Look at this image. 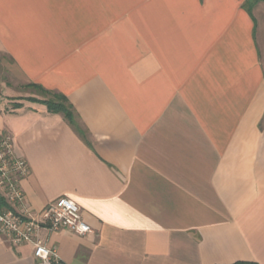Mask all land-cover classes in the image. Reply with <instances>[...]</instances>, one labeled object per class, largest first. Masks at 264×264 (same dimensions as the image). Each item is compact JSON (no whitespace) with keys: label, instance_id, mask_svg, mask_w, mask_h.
Here are the masks:
<instances>
[{"label":"crops","instance_id":"1","mask_svg":"<svg viewBox=\"0 0 264 264\" xmlns=\"http://www.w3.org/2000/svg\"><path fill=\"white\" fill-rule=\"evenodd\" d=\"M0 64L15 210L67 197L93 230L43 229L59 262L264 264V0H0ZM0 264L38 260L0 235Z\"/></svg>","mask_w":264,"mask_h":264},{"label":"built area","instance_id":"2","mask_svg":"<svg viewBox=\"0 0 264 264\" xmlns=\"http://www.w3.org/2000/svg\"><path fill=\"white\" fill-rule=\"evenodd\" d=\"M28 174L27 162L14 154L11 136L0 132V198L14 209L6 210L0 206V235L14 245H32L38 264H57V250L49 248L41 238L43 229L78 236L92 234L93 230L84 221L80 207L67 197L49 204L41 212L40 220L30 217L27 212L18 213L15 206L25 201L20 182Z\"/></svg>","mask_w":264,"mask_h":264},{"label":"trees","instance_id":"3","mask_svg":"<svg viewBox=\"0 0 264 264\" xmlns=\"http://www.w3.org/2000/svg\"><path fill=\"white\" fill-rule=\"evenodd\" d=\"M25 87L28 89H33L39 92L42 96H44L43 100H38L36 98H28L29 101L35 103H41L47 107L49 112L63 114L65 118L70 122V124L75 123V114L73 111V107L66 96H64L63 94L47 91L42 87L34 84L26 85ZM19 107H21V105L19 104L15 106V108H19ZM0 206L6 210H14L12 207L8 206L2 198H0ZM57 264H62V263L59 262ZM235 264H257V263L238 262Z\"/></svg>","mask_w":264,"mask_h":264},{"label":"rangeland","instance_id":"4","mask_svg":"<svg viewBox=\"0 0 264 264\" xmlns=\"http://www.w3.org/2000/svg\"><path fill=\"white\" fill-rule=\"evenodd\" d=\"M5 81V82H8L9 79H8V75H7V72L4 71L2 65L0 64V87H1V83ZM24 88V87H23ZM23 92L27 93V94H30V95H37L41 98L44 99V96H42L39 92L33 90V89H28L25 87V89L23 90Z\"/></svg>","mask_w":264,"mask_h":264}]
</instances>
